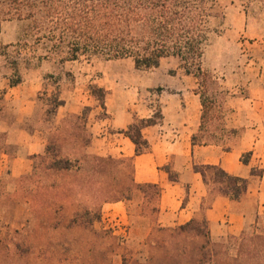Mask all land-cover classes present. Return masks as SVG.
Wrapping results in <instances>:
<instances>
[{
  "label": "rangeland",
  "instance_id": "374dc122",
  "mask_svg": "<svg viewBox=\"0 0 264 264\" xmlns=\"http://www.w3.org/2000/svg\"><path fill=\"white\" fill-rule=\"evenodd\" d=\"M214 9L220 15L211 23L216 31L209 34L203 67L215 82L203 87L173 57L163 58L152 69H138L130 58L64 61V54L48 52L45 40L35 43L27 21L4 20L0 115L14 106L4 93L18 78L20 93L36 101L34 115L20 125L45 130L47 138L69 127L76 121L71 115L86 106L87 120L77 121L84 136L91 133L89 124L108 116L91 87L104 88V102L124 117L137 113L157 119L163 102L180 96L201 101L202 95L208 108L195 133L197 142L230 147L241 129L225 126L228 101L240 87L248 94L251 85L264 84V77L256 76L264 59V0H215ZM57 98L76 112L55 107ZM0 134L10 155L23 153L21 146L7 143ZM60 146L72 159L81 156L80 170L48 171L49 158L37 156L26 172L13 175L5 160L1 163L5 158L0 153V264H201L194 261L203 260L207 251V230L211 243L230 240L231 235L213 234L200 220L198 231H158L157 195L151 187L136 185L131 160L97 155L114 160L94 173L95 154L87 147L73 140ZM255 224L250 218L244 229ZM258 227L264 230V220Z\"/></svg>",
  "mask_w": 264,
  "mask_h": 264
},
{
  "label": "trees",
  "instance_id": "16d2710c",
  "mask_svg": "<svg viewBox=\"0 0 264 264\" xmlns=\"http://www.w3.org/2000/svg\"><path fill=\"white\" fill-rule=\"evenodd\" d=\"M214 6L215 0H0V23L13 19L27 21L29 34L35 43L45 40L48 52L64 54V61L130 58L136 68L152 69L158 67L163 58L173 57L179 67L186 74L195 76L200 87H203L208 82H215L203 67L209 34L216 31L211 23L220 15ZM20 82L21 78H18L9 84L14 86ZM91 90L104 108L106 90L96 86ZM63 103L59 98L54 100L55 107ZM201 105L202 119L208 108L202 95ZM88 111L90 107L86 106L80 114H72L76 121H71L69 127L47 138L44 155L34 156L49 158L46 170L61 172L81 169V156L72 159L64 155L60 145L73 140L87 147L90 137L81 134L77 121H86ZM155 122L154 117L137 118L122 131L134 143L135 154L149 149L142 129ZM196 142L193 135L192 143ZM0 153L10 155L1 142ZM92 157L94 173L100 172L105 163L114 160L111 156ZM249 157L250 152H247L241 160L247 164ZM194 169L201 173L209 187L216 184L212 188L215 194L238 200L247 191L246 178L229 174L217 164L195 165ZM170 178L176 180L172 174ZM136 185L153 188L157 197L160 194L156 184ZM203 222L208 225L205 220ZM196 224V220L176 227L157 224V230L161 232L167 229L178 235L188 230L198 231ZM205 235L207 251L203 260H196L195 263L264 264V230L259 229L257 223L251 226V230L243 229L240 234L231 235L227 243H211L208 230Z\"/></svg>",
  "mask_w": 264,
  "mask_h": 264
},
{
  "label": "crops",
  "instance_id": "0c3cea01",
  "mask_svg": "<svg viewBox=\"0 0 264 264\" xmlns=\"http://www.w3.org/2000/svg\"><path fill=\"white\" fill-rule=\"evenodd\" d=\"M256 76L264 77V59ZM17 86H7L5 98L14 106L0 115V132L6 142L23 148L20 154H2L5 159L1 163L5 160L13 175L26 172L34 156L43 153L47 144L45 130H29L20 125L34 115L36 101L20 93ZM244 93L240 87L228 101L224 116L226 127L241 129L230 147L224 148L218 142L192 143V136L201 125V101H188L179 93V99L163 102L161 117L154 124L142 129L149 143L146 152L135 154L134 143L122 131L135 119L153 117L152 114L124 117L107 102L104 109L108 116L89 124L87 150L95 155L130 158L135 183L159 186L158 225L174 227L205 220L213 234L238 235L250 218L257 224L264 220V84H253L248 94ZM59 107L76 112L68 102ZM247 152L250 157L245 164L241 158ZM205 164H217L229 174L246 178L247 191L238 200L215 194L194 169L195 165ZM171 174L176 180L170 178Z\"/></svg>",
  "mask_w": 264,
  "mask_h": 264
}]
</instances>
